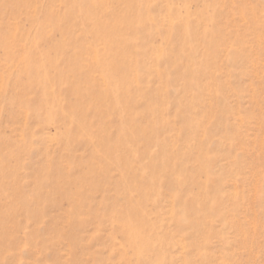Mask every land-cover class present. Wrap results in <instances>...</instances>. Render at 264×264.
Listing matches in <instances>:
<instances>
[{"label":"rangeland","instance_id":"rangeland-1","mask_svg":"<svg viewBox=\"0 0 264 264\" xmlns=\"http://www.w3.org/2000/svg\"><path fill=\"white\" fill-rule=\"evenodd\" d=\"M0 264H264V0H0Z\"/></svg>","mask_w":264,"mask_h":264},{"label":"bare ground","instance_id":"bare-ground-1","mask_svg":"<svg viewBox=\"0 0 264 264\" xmlns=\"http://www.w3.org/2000/svg\"><path fill=\"white\" fill-rule=\"evenodd\" d=\"M135 237V236H134ZM143 242L145 243V241L143 240Z\"/></svg>","mask_w":264,"mask_h":264}]
</instances>
